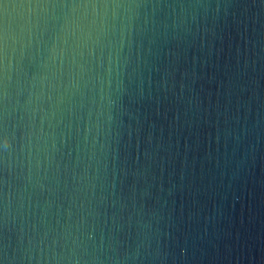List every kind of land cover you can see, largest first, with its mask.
Returning a JSON list of instances; mask_svg holds the SVG:
<instances>
[{
  "label": "clouds",
  "instance_id": "clouds-1",
  "mask_svg": "<svg viewBox=\"0 0 264 264\" xmlns=\"http://www.w3.org/2000/svg\"><path fill=\"white\" fill-rule=\"evenodd\" d=\"M221 248L264 264V0H0V264Z\"/></svg>",
  "mask_w": 264,
  "mask_h": 264
},
{
  "label": "water",
  "instance_id": "water-1",
  "mask_svg": "<svg viewBox=\"0 0 264 264\" xmlns=\"http://www.w3.org/2000/svg\"><path fill=\"white\" fill-rule=\"evenodd\" d=\"M243 11V9H241ZM257 11L256 8H251L249 14H255ZM220 45L217 44V49H219ZM212 69L209 68V74H211ZM256 199H255V192L253 190V187L251 184H249L247 193L245 196V201L243 203H237L236 204V216L239 218L241 213H243V216L246 220H251L253 223H255L256 219ZM227 211H231V203L227 206ZM227 255V252L224 248H221L220 253V260L217 261V264H228V261L224 258ZM232 264H235V261H232Z\"/></svg>",
  "mask_w": 264,
  "mask_h": 264
}]
</instances>
